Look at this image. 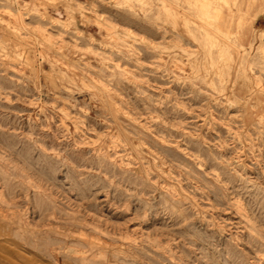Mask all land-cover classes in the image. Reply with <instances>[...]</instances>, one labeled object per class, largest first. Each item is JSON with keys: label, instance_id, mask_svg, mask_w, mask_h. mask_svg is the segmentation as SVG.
I'll use <instances>...</instances> for the list:
<instances>
[{"label": "rangeland", "instance_id": "obj_1", "mask_svg": "<svg viewBox=\"0 0 264 264\" xmlns=\"http://www.w3.org/2000/svg\"><path fill=\"white\" fill-rule=\"evenodd\" d=\"M0 207L86 264H264V0H0Z\"/></svg>", "mask_w": 264, "mask_h": 264}, {"label": "bare ground", "instance_id": "obj_2", "mask_svg": "<svg viewBox=\"0 0 264 264\" xmlns=\"http://www.w3.org/2000/svg\"><path fill=\"white\" fill-rule=\"evenodd\" d=\"M1 186H3V185H1ZM10 199H9V201L12 200V199L11 200ZM4 201L5 200H3V202ZM10 204H11V202H10ZM10 204H7V206L10 205ZM10 208H9L10 210L8 208H7L8 210H5V209H2L0 207V245L1 244L2 245L3 244H12V246L13 245L16 246L19 250L38 251V252H41V253H43L45 255L54 257L55 261L58 260L57 258H59V256H61V254L64 253V250L68 254L70 249H68V247H67L68 244L67 245L65 244L67 242H73V243H76V244H79V245L87 246L90 250H92L93 248L105 247V246H103V243L101 242L102 241L101 239H100L101 240L100 241V240H98V238L94 239V238H91V237H86V236L81 235L79 233L78 234H64V233L58 231L55 227H53V225L50 222H47L46 224L41 225L40 227L39 226L38 227H30V226H28L27 224H25L22 221L23 219L20 217V214L17 215L16 213H14V210L12 209V207H10ZM12 210H13V212H12ZM53 214L55 215L54 212L52 213V215ZM116 226H118V225L116 224ZM120 228H121V226H120ZM135 228H137V227H135ZM107 230H108V228H107ZM111 234H113V233H111ZM5 248L8 249L9 246H8V248L5 246ZM71 251L69 253H72L70 258L73 259V261L80 262V263H83V264H86L88 262V260H89L88 257H87L88 254L86 255L85 251L84 252L83 251H79V250H71ZM110 252H112V250H110ZM68 255H70V254H68ZM33 256H35V255H33ZM0 257H2V256H0ZM3 258H1V259H3ZM7 258L9 259L8 256L5 257V259H7ZM17 260L16 261L15 260H11V258H10V260L8 262H9V264H25L23 261H21V260L17 261ZM29 261L31 262V260H29ZM97 264H109V263H107L105 260H100V261L97 262Z\"/></svg>", "mask_w": 264, "mask_h": 264}]
</instances>
